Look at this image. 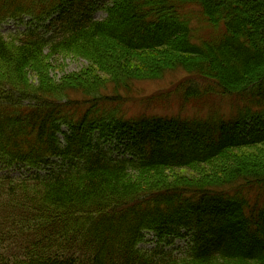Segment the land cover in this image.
Instances as JSON below:
<instances>
[{
    "label": "trees",
    "instance_id": "obj_1",
    "mask_svg": "<svg viewBox=\"0 0 264 264\" xmlns=\"http://www.w3.org/2000/svg\"><path fill=\"white\" fill-rule=\"evenodd\" d=\"M97 3L0 0V264H264V0Z\"/></svg>",
    "mask_w": 264,
    "mask_h": 264
},
{
    "label": "rangeland",
    "instance_id": "obj_2",
    "mask_svg": "<svg viewBox=\"0 0 264 264\" xmlns=\"http://www.w3.org/2000/svg\"><path fill=\"white\" fill-rule=\"evenodd\" d=\"M109 0H98V5L97 7L94 9V11L92 12V16L94 19L96 20H102L106 17V12L104 9V6H106V4L108 3ZM28 18L25 17L23 18V23L21 22H16L13 20H8L3 22L2 24H0V34H2L3 36H5L6 38L10 35V34H15L18 31H22L25 26L26 23L28 22ZM56 62V66L52 71V74L55 77H59L62 73L64 74H70L73 72H76L78 70H80L81 68H83L86 64V61L80 57H55L54 59ZM178 74H169L167 77H165L162 80L159 81H155V82H146V83H141L138 85V88H142L141 90L143 91V93H151L154 90L160 89V88H165L168 84V82L172 79H174V76L176 77ZM234 102H236L235 99H231L228 101H225L224 104V109L225 110H232L230 109V106H233L235 104H233ZM174 109L168 111V112H155L157 114H171L174 113ZM141 110L140 106H134L131 110H130V114H135L138 115L139 111ZM229 112V111H228ZM152 113V112H151ZM255 128H262L263 126L260 125V123H256L253 120H246L245 121V125L242 127L240 133L242 132H248L250 130V128L254 127ZM121 150H115L113 151V156H115L118 152H120ZM26 172L25 169H17V168H9V169H4V170H0V175L2 174H6L11 178H18L20 176L21 173ZM30 172H33L32 170ZM40 174H42V171H39ZM166 242L165 241H158L157 239H155L152 234L147 233L144 241L140 244L137 245V248H139L142 251H149L152 248H154L155 246H163ZM164 249L165 250H171L172 254L175 256H183V254L186 252L187 250V243L185 239H178L176 238L170 245H164Z\"/></svg>",
    "mask_w": 264,
    "mask_h": 264
}]
</instances>
